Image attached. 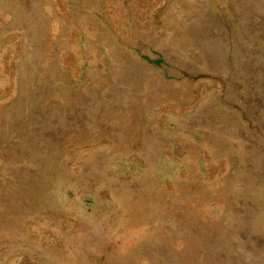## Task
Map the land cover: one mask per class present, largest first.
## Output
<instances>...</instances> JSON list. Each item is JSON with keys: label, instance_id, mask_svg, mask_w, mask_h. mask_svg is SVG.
Instances as JSON below:
<instances>
[{"label": "rangeland", "instance_id": "obj_1", "mask_svg": "<svg viewBox=\"0 0 264 264\" xmlns=\"http://www.w3.org/2000/svg\"><path fill=\"white\" fill-rule=\"evenodd\" d=\"M0 264H264V0H0Z\"/></svg>", "mask_w": 264, "mask_h": 264}]
</instances>
